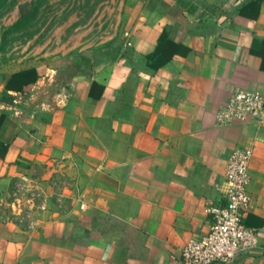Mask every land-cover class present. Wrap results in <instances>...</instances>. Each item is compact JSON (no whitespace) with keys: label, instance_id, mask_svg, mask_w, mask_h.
<instances>
[{"label":"crops","instance_id":"0c3cea01","mask_svg":"<svg viewBox=\"0 0 264 264\" xmlns=\"http://www.w3.org/2000/svg\"><path fill=\"white\" fill-rule=\"evenodd\" d=\"M126 12L115 58L82 53L96 57L89 74L65 73L72 59L51 75L36 64L23 90L6 87L20 69L0 81V191L58 172L74 185L28 221L0 215V264H182L208 208L226 204L241 147L258 239L230 264H264V113L225 116L237 91L264 102V0H131ZM162 33L173 54L149 62Z\"/></svg>","mask_w":264,"mask_h":264},{"label":"rangeland","instance_id":"374dc122","mask_svg":"<svg viewBox=\"0 0 264 264\" xmlns=\"http://www.w3.org/2000/svg\"><path fill=\"white\" fill-rule=\"evenodd\" d=\"M131 0H4L0 2V81L16 70L44 75L77 54L113 52L123 40ZM46 78V77H45ZM52 91V90H51ZM16 179L0 191V215L28 221L34 209L57 206L73 190L69 176L50 175L44 183Z\"/></svg>","mask_w":264,"mask_h":264},{"label":"built area","instance_id":"2783aa9c","mask_svg":"<svg viewBox=\"0 0 264 264\" xmlns=\"http://www.w3.org/2000/svg\"><path fill=\"white\" fill-rule=\"evenodd\" d=\"M226 118L232 121L247 115L264 113L260 94L237 91L227 104ZM252 158L250 147L234 149L227 158L224 180L228 185L226 204L210 206L213 222L207 234L194 238L181 251L182 264H230L242 251L256 247L257 232L244 224V213L249 207V164Z\"/></svg>","mask_w":264,"mask_h":264},{"label":"trees","instance_id":"16d2710c","mask_svg":"<svg viewBox=\"0 0 264 264\" xmlns=\"http://www.w3.org/2000/svg\"><path fill=\"white\" fill-rule=\"evenodd\" d=\"M4 0H0L2 2ZM171 43L169 40L166 39L165 34L162 33L160 36L158 45L155 49V51L152 53V55L149 56V62L151 59H159V56L161 58L160 64H164L171 56H172V50L170 53H164V51L167 49H171ZM122 47V44L113 46L114 53H112L113 58L116 57L117 53H119L120 48ZM166 50V51H167ZM96 57H88L83 54H77L72 61V65L70 68L65 69V73L72 74L71 76L73 77L74 75H80V74H89L90 70L92 68V64L96 61ZM38 73H33L30 71H16L11 74V76L7 80L6 87L8 89L12 90H23L25 86L31 84L32 82L36 81L38 78ZM93 86L96 88L98 84H93Z\"/></svg>","mask_w":264,"mask_h":264}]
</instances>
